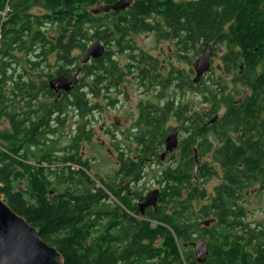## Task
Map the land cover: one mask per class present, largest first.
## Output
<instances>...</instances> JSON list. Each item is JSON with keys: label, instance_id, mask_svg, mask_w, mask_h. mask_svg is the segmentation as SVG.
<instances>
[{"label": "trees", "instance_id": "16d2710c", "mask_svg": "<svg viewBox=\"0 0 264 264\" xmlns=\"http://www.w3.org/2000/svg\"><path fill=\"white\" fill-rule=\"evenodd\" d=\"M117 1L0 0V12H5L0 25V196L58 251L62 264H198L190 243L200 236L209 238L202 264H263V237L244 222L243 207L235 200L255 181L263 186L264 171H250L247 165H257L251 159H245L244 170L235 168L234 162L243 159L239 150L227 152L226 185L216 190L217 196L234 198V203L216 200L196 212L194 202L203 194L190 183V156L189 163L185 160L178 169L166 167L157 174L156 204L140 213L137 204L142 196L132 192V185L142 179L139 164L158 161L164 151L168 121L180 122L185 116V105L176 102L175 96L159 105H139L127 135L139 162L124 159L115 147L119 166L109 182L93 176L89 162L81 158V144L91 141V133L78 127L62 147L60 129L69 111L85 120L101 111L98 100H108V93L117 90L124 71L137 74L146 91L154 90L146 85L154 79L150 76L153 60L134 47L132 36L156 32L161 39L171 40L183 59L185 46L192 47L200 34L211 37L222 23L232 21L238 44L260 43L264 0H133L125 11L99 13L98 7L104 11ZM157 18L163 24H155ZM94 39L106 47L104 55L78 65L80 56L74 53L83 54ZM117 54H128L123 68ZM78 70L82 78L72 92L57 97L49 89L52 78H69ZM170 76L175 90L187 85L177 69ZM191 85L189 81L193 90ZM263 85L261 77L255 87ZM165 87L160 91L165 92ZM257 96L234 113L231 100L224 101L229 109L226 118H243V124L251 117L253 126ZM200 115L199 109L190 114L195 132H200ZM209 218L216 221L211 232L197 227ZM252 248L257 253L255 261Z\"/></svg>", "mask_w": 264, "mask_h": 264}, {"label": "flooded vegetation", "instance_id": "af4514ba", "mask_svg": "<svg viewBox=\"0 0 264 264\" xmlns=\"http://www.w3.org/2000/svg\"><path fill=\"white\" fill-rule=\"evenodd\" d=\"M184 1L192 2L196 0ZM261 9H264V5L261 6ZM155 24H163V22L157 18ZM231 25H235V22L230 21L222 23L220 31L211 37H207L206 34H200L199 39L194 42L192 47L187 43L188 45L185 46L186 49L182 54V60H186L188 54L195 58L193 64L189 62L191 66L188 67V70L177 69L171 65H169L168 69L165 65H161L157 59L149 55L153 60L155 69H151L150 71V76L151 78L154 77V79L152 78V80L146 84L147 86L152 87L154 90H161L163 86H166L164 88L165 91L174 88V80L170 75L172 69H177L186 77L187 85L183 86L182 90H191L189 81H192L191 87L193 91L199 89V96L202 101L199 108L200 116H202L201 123H199L200 132H195L193 130L194 126L191 125L190 116L191 107L185 104L186 112L185 116L179 122L181 125H179V132L177 131L176 147L167 153H165L164 147V151L158 158L160 161L158 163L161 164V162L167 161V168L174 171L184 165L187 158L192 156L193 167L192 169L190 167L188 171L192 176L190 183H193L198 188L199 192L203 194L201 200L194 202L196 212H198L201 206L209 205L216 200L219 202L226 200L234 203V198L219 197L216 195V193H218L216 190L220 191V189L226 185V170H228V167L225 164V160L227 152L241 151L243 159L238 160L236 163L234 162L235 168L244 170V168L248 166L250 171H264V87H255L258 79L264 77V37L261 38L263 40L260 43L251 44V42H249L248 44H238L231 31ZM151 34H153L157 40L166 41L173 45L171 40L161 39L156 32ZM189 40H191V37ZM222 49H224V52H222ZM176 55L178 56L179 52ZM205 55L209 57L208 70L205 71L195 83L196 61ZM215 60L220 61L216 69L213 68ZM216 71L219 72L218 77L220 78L217 82L212 80ZM126 73L127 72L124 71L125 76L128 74ZM134 75L136 76L137 82V74ZM134 75L131 76L135 77ZM156 75L160 76V80H158ZM191 76H193L194 79H191ZM228 78H230L229 81H227ZM140 87H142L141 83ZM209 87L213 89L211 93L209 92ZM178 91H181V89H178ZM256 94H258V96L255 100L256 102H254L255 109L253 110L258 113V115L255 118L257 119L256 123L254 125L252 124L253 126H251V120H253L251 117L246 119L247 122L243 124H241V121L243 122L244 120L243 118H240V120L237 117H234L232 120L226 118L229 109L227 103L225 104L224 101L227 102L231 100L230 111L234 113V110L241 109L240 107L244 102H247L248 105L249 99L254 96L256 97ZM222 110L223 112H221ZM246 124L248 126H246ZM254 143H258L255 148L249 147ZM131 145L134 149V144L131 143ZM128 149L130 151H128ZM133 149L125 148L124 151L120 150L123 152L124 159L137 163L139 161ZM255 157L258 158L254 159ZM245 159L255 161L257 164L256 168L251 164L247 166L244 165ZM154 161L157 160H145L143 164H139V167L142 168V171H145L150 166L155 165ZM186 163H189V161ZM116 164L118 168L119 162L117 159ZM212 180H217L218 184L213 188L212 193L208 195L206 185ZM250 188H256L255 191L257 194L264 192V185L262 186L258 181H255L243 191L242 196L237 198L235 203L241 204V202L244 201V195H246L247 190ZM198 204L201 205L199 208H196ZM209 220L213 221L214 224L216 223L215 219L209 218L205 221L204 226L207 225L206 222ZM260 227L261 226H258L257 229H253L256 236L262 235L264 249V226L263 229ZM200 237L203 240L197 238L190 243L193 256L194 250L192 244L197 241H202L208 246V236ZM204 240H206V242ZM250 254L252 261H255L257 253L253 248Z\"/></svg>", "mask_w": 264, "mask_h": 264}, {"label": "rangeland", "instance_id": "374dc122", "mask_svg": "<svg viewBox=\"0 0 264 264\" xmlns=\"http://www.w3.org/2000/svg\"><path fill=\"white\" fill-rule=\"evenodd\" d=\"M98 9L99 13L104 12L101 6L98 7ZM34 12L38 11L35 10ZM131 39L135 48L157 59L161 65H165L168 69L169 65H171L177 69L188 70V67L194 63L195 58L193 56L188 54L186 60L178 58L176 55L177 52L171 43L157 40L151 33L134 35ZM108 50L114 51L110 47H108ZM222 52H224V49H222ZM77 55L81 57L82 54L74 53V56ZM116 60L123 68L128 63V54H117ZM219 64L220 61L215 60L213 68L216 69ZM78 65L82 66L79 60ZM218 76L219 72L216 71L212 80L215 82L219 81L220 78ZM81 78L82 74L80 73L78 82ZM191 79H194L193 76H191ZM229 80L230 78L227 79V81ZM212 90L213 89L209 87L210 93ZM162 94L165 96L164 99H158L157 97ZM107 96L108 100H98L101 103L102 110L94 111L86 120L80 119L75 112L69 111L67 121L63 128L60 129L63 135L60 142L62 147L68 145L70 139L76 135L78 127L85 132L91 133V141L81 144V158L89 162L92 168L91 174L93 176L98 178L101 177L106 182H109V179L112 178L117 168L116 155L118 150L115 147L123 151L125 148L133 149L131 142L127 140V135L132 131L134 123L137 120L138 106L140 104L148 102L159 105L169 96H175L176 102L178 101L184 105L188 104L192 111L193 109H199L202 103L199 94L193 90L189 91L185 89L178 91L171 88L165 92L160 90L146 91L143 87H140L138 81L136 82V76L132 77L130 74L125 76L124 81L121 82L116 91L112 90ZM110 100L113 102L112 105H109ZM221 112H223V110ZM179 125H181V123L170 119L167 123L168 132H171L173 129L179 132ZM158 162L160 161H154L155 165L150 166L143 172L142 179L132 185V192L140 193L141 196L144 197L147 193L158 190L155 177L162 169L166 168L168 164L167 161H163L161 164ZM217 184V180H212L206 185L208 195L212 193L213 188L217 186ZM96 186H98L97 183ZM255 190L256 188L248 189L246 195H244V201L241 202L245 215L244 222L254 229H257L258 226H261L260 228L263 229L264 192L257 194ZM200 205L201 204L196 205V208H199ZM206 220L199 221L197 227L199 229L206 228L211 232L215 224L213 221L209 220L206 222L207 225L204 226ZM198 238L202 239L201 237ZM204 241L206 242V240Z\"/></svg>", "mask_w": 264, "mask_h": 264}, {"label": "water", "instance_id": "95a60500", "mask_svg": "<svg viewBox=\"0 0 264 264\" xmlns=\"http://www.w3.org/2000/svg\"><path fill=\"white\" fill-rule=\"evenodd\" d=\"M133 0H118L108 7L105 12L118 13L127 10ZM105 52V47L96 39L92 40L89 47L79 59L81 65H86L92 60L100 59ZM208 56H202L196 61V83L199 77L208 70ZM80 71H76L69 78L54 77L48 82L49 89L61 96V93L72 92L78 84ZM177 130L168 133L165 141V153L176 147ZM158 191H151L138 200V209L143 213L145 209L156 204ZM194 256L198 264L205 262L208 256V247L202 241L192 244ZM0 264H62L58 251L45 243L38 231L30 226L22 217L14 213L0 196Z\"/></svg>", "mask_w": 264, "mask_h": 264}, {"label": "built area", "instance_id": "2783aa9c", "mask_svg": "<svg viewBox=\"0 0 264 264\" xmlns=\"http://www.w3.org/2000/svg\"><path fill=\"white\" fill-rule=\"evenodd\" d=\"M4 17H5V12H0V25L3 23Z\"/></svg>", "mask_w": 264, "mask_h": 264}]
</instances>
